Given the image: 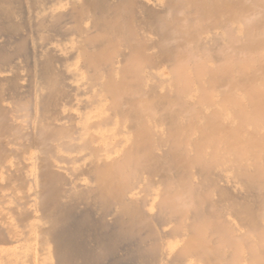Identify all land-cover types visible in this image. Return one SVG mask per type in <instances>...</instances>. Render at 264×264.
I'll return each instance as SVG.
<instances>
[{
    "label": "bare ground",
    "instance_id": "bare-ground-1",
    "mask_svg": "<svg viewBox=\"0 0 264 264\" xmlns=\"http://www.w3.org/2000/svg\"><path fill=\"white\" fill-rule=\"evenodd\" d=\"M25 2L0 0V264H264V0Z\"/></svg>",
    "mask_w": 264,
    "mask_h": 264
},
{
    "label": "rangeland",
    "instance_id": "rangeland-1",
    "mask_svg": "<svg viewBox=\"0 0 264 264\" xmlns=\"http://www.w3.org/2000/svg\"><path fill=\"white\" fill-rule=\"evenodd\" d=\"M245 2H246V1H245ZM245 2H244V3H245ZM21 4H22V7H23L22 11L24 12L25 15H27V14H28V10H27V7H26V2H25V0H21ZM261 38H262V37H259V38L257 37V40H256V41H257L258 45H259V43L261 42L260 47H261V50H262L263 47H264V45H263V47H262L261 45H262V43H264V41H262ZM263 39H264V38H263ZM259 40H260V41H259ZM257 43H256V44H257ZM258 47H259V46H258ZM260 47H259V48H260ZM245 55H246V54H242V57L245 56ZM246 56H247V55H246ZM246 56H245V57H246ZM245 57H243V58H245ZM241 59H242V58H241ZM261 69L264 70V63L261 65ZM25 70H27V71H26L27 73L24 71L23 74H24V75L27 74V75H26L27 77H29V75H30V77H31V73H30V70L28 69V67L25 68ZM28 73H29V74H28ZM261 74H262V73H261ZM261 74L259 73V75H261ZM252 77H254V76H251V78H252ZM256 77H258V78H256V79H253V78H252V79H250V81H249V79H247V80H245V81L242 82V85L245 86V84H248L247 86L243 87V86L240 84L239 87L244 88V89H245V88L247 89V87H249V88L251 87V88H252L254 85H259V84H257V82L259 81V80H257V79H259V77H260V79H261V76H256ZM248 78H249V77H248ZM26 79H27V78H26ZM28 79H29V78H28ZM251 80H253V81L251 82ZM247 81H248V82H247ZM254 82H255V83H254ZM253 83H254V84H253ZM258 83H260V82H258ZM237 85H238V84H237ZM242 90H243V89H242ZM244 91H246V90H244Z\"/></svg>",
    "mask_w": 264,
    "mask_h": 264
}]
</instances>
